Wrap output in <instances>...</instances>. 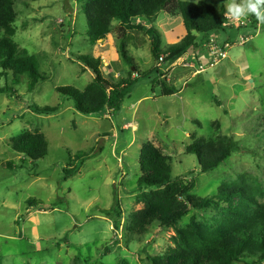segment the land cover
<instances>
[{
  "label": "rangeland",
  "instance_id": "obj_1",
  "mask_svg": "<svg viewBox=\"0 0 264 264\" xmlns=\"http://www.w3.org/2000/svg\"><path fill=\"white\" fill-rule=\"evenodd\" d=\"M203 1L217 9L227 5V0ZM84 5L15 0L13 39L37 56L46 78L30 88L28 74L16 83L12 71L0 69V87L12 88L0 94V264H150L152 257L178 249L179 232L195 239L197 234L215 236L242 203L255 209L264 205V24L251 16L245 24L223 26L217 34L231 44L228 57L214 66L205 62L203 74L200 61L184 65L193 50L173 64H160L149 36L128 32L139 76L152 73L132 87L120 110L88 116L57 92L58 86L86 90L93 83L94 74L76 55L100 57L104 76L113 82L128 77L131 68L119 51L118 22L107 35L92 37ZM155 26L163 48L187 35L180 12L162 11ZM194 33L204 46L206 36ZM162 83L178 86V94L162 95ZM34 105L60 108L39 112ZM37 131L48 140V154L21 162L10 141ZM225 135L234 138L237 149L218 168L203 172L189 145L195 137ZM146 144L172 157L171 187L194 180L192 196L209 198L211 204L188 207L172 225L144 217L150 208L171 207L168 196L174 191L138 186ZM91 151L83 161L77 157ZM9 160L18 166H6ZM74 167L78 170L71 172ZM221 188L236 189L234 201L222 198ZM30 198L41 206L28 209ZM178 203L189 206L182 198Z\"/></svg>",
  "mask_w": 264,
  "mask_h": 264
},
{
  "label": "trees",
  "instance_id": "obj_2",
  "mask_svg": "<svg viewBox=\"0 0 264 264\" xmlns=\"http://www.w3.org/2000/svg\"><path fill=\"white\" fill-rule=\"evenodd\" d=\"M79 1L85 2L83 10L87 19L88 35L95 38L105 36L111 31L113 21L118 22L119 51L123 60L131 68L128 77L113 82L104 76L100 57L96 58L92 53L76 55V59L94 74L93 83L86 90H80L70 85L58 86L57 92L68 100L74 101L78 111L88 116H100L108 109L113 112L120 110L132 87L141 78L149 77L152 73L151 71L139 76V67L128 51V32L143 31L150 38L151 52L155 60L159 61L162 55H166L164 64H173L191 50L198 57L205 56L204 58H206L208 53L194 32L206 36L207 40L212 34L220 30L225 31L223 24L227 21L224 5L217 9L203 0L198 3L181 0ZM14 8L15 0H0V69L12 71L16 83L20 82L23 75L28 74L31 77L30 88H34L46 76L40 71L37 56L29 54L13 39L15 33ZM162 11L169 14L180 12L187 28V35L167 48L162 47V36L155 26ZM3 74L0 71V79ZM134 74H137V77H132ZM10 90L12 88L8 86L0 87V94L10 92ZM177 92L176 87H169L162 83V95L170 96ZM34 108L39 112L54 113L60 107L59 105H34ZM10 143L15 152L22 154L21 162L28 159L35 162L44 158L49 152L48 140L45 134L39 131L14 137ZM236 149L234 138L226 135L217 139L195 137L193 143L188 147L189 152L196 155L203 172L218 168ZM93 152H80L77 157L83 161ZM4 164L10 168L18 166L11 160ZM140 167L142 175L138 181L139 187L167 186L174 190L168 196L171 207L161 211L150 208L144 213V217L154 219L163 225H172L188 212V207L201 209L211 204L209 198H194L192 196L194 180L184 187H171L174 185L172 157L162 154L153 144H146L144 147ZM77 170L78 167H74L71 172ZM66 172L69 174V171L66 170ZM237 194L236 189L221 188L219 191L222 198L230 201H234ZM179 198L186 201L189 206L178 203ZM27 203L28 209L41 206V202L32 198L28 199ZM257 207L255 209L254 205L247 201L242 203L235 209L232 219L220 229V234L215 236L197 234L195 239L183 231L179 232L181 241L178 243V249L164 256L152 257L150 264H264V205Z\"/></svg>",
  "mask_w": 264,
  "mask_h": 264
},
{
  "label": "built area",
  "instance_id": "obj_3",
  "mask_svg": "<svg viewBox=\"0 0 264 264\" xmlns=\"http://www.w3.org/2000/svg\"><path fill=\"white\" fill-rule=\"evenodd\" d=\"M236 21H233L230 17H228L227 21L223 24V26L227 27L230 24H236ZM245 24V21H241L240 23L237 24ZM204 47L208 53L207 57L204 58L205 56L198 57L195 52H193L191 57L186 59V63L184 64L185 66H194V61H200L198 66V72H204V63L207 62L206 64H209L210 66H214L217 61H221L225 58L228 57V51L231 48V44L228 41H221L218 34L214 33L212 36H210L209 39L205 40L204 42ZM166 55H162L159 59L160 64H164ZM191 58V59H190ZM208 58V61L206 59ZM180 59V58H179ZM190 60V61H189Z\"/></svg>",
  "mask_w": 264,
  "mask_h": 264
},
{
  "label": "clouds",
  "instance_id": "obj_4",
  "mask_svg": "<svg viewBox=\"0 0 264 264\" xmlns=\"http://www.w3.org/2000/svg\"><path fill=\"white\" fill-rule=\"evenodd\" d=\"M225 15L236 22L254 16L257 22L264 24V0H227Z\"/></svg>",
  "mask_w": 264,
  "mask_h": 264
},
{
  "label": "crops",
  "instance_id": "obj_5",
  "mask_svg": "<svg viewBox=\"0 0 264 264\" xmlns=\"http://www.w3.org/2000/svg\"><path fill=\"white\" fill-rule=\"evenodd\" d=\"M177 40V39H176ZM175 40V41H176ZM189 53H187V54H185V56H187ZM184 56V55H183ZM183 56L180 58V59H182L183 58ZM170 68H171V65H170ZM215 68V67H214ZM209 70V69H208ZM210 70H212V68L210 69ZM152 70H150V72H151ZM204 72H206V71H204ZM204 72H202V73H200V74H203ZM157 75V74H156ZM157 78V76H155V78L154 79H156ZM169 80V79H168ZM170 84H171V82H173V81H171V80H169L168 81ZM176 86V85H175ZM176 88L178 89V92H179V87L178 86H176ZM152 91H153V93H154V90L152 89ZM178 92L177 93H175V94H173V95H177L178 94ZM170 96H172V95H170ZM148 97H150L148 94L147 95H145L143 98H148Z\"/></svg>",
  "mask_w": 264,
  "mask_h": 264
}]
</instances>
